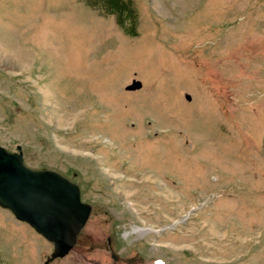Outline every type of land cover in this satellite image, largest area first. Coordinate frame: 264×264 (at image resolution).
Segmentation results:
<instances>
[{"label":"rangeland","instance_id":"1","mask_svg":"<svg viewBox=\"0 0 264 264\" xmlns=\"http://www.w3.org/2000/svg\"><path fill=\"white\" fill-rule=\"evenodd\" d=\"M0 144L93 207L50 264H264V0H0Z\"/></svg>","mask_w":264,"mask_h":264},{"label":"water","instance_id":"2","mask_svg":"<svg viewBox=\"0 0 264 264\" xmlns=\"http://www.w3.org/2000/svg\"><path fill=\"white\" fill-rule=\"evenodd\" d=\"M0 206L53 243L54 251L44 264L75 247L92 212V205L81 199L78 183L56 170L27 166L22 148L11 152L1 144Z\"/></svg>","mask_w":264,"mask_h":264},{"label":"bare ground","instance_id":"3","mask_svg":"<svg viewBox=\"0 0 264 264\" xmlns=\"http://www.w3.org/2000/svg\"><path fill=\"white\" fill-rule=\"evenodd\" d=\"M134 230L135 231H143V232H150V231H152L151 229L143 228V227H139V226L134 227Z\"/></svg>","mask_w":264,"mask_h":264}]
</instances>
